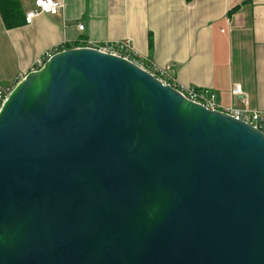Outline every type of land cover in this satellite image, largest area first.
Here are the masks:
<instances>
[{
    "label": "water",
    "instance_id": "obj_1",
    "mask_svg": "<svg viewBox=\"0 0 264 264\" xmlns=\"http://www.w3.org/2000/svg\"><path fill=\"white\" fill-rule=\"evenodd\" d=\"M0 264H264V134L123 58L53 53L0 106Z\"/></svg>",
    "mask_w": 264,
    "mask_h": 264
},
{
    "label": "crops",
    "instance_id": "obj_2",
    "mask_svg": "<svg viewBox=\"0 0 264 264\" xmlns=\"http://www.w3.org/2000/svg\"><path fill=\"white\" fill-rule=\"evenodd\" d=\"M55 14L5 28L0 16V89L35 62L81 46L130 40L149 65L170 66L177 83L208 90L222 109L264 111V0H58ZM23 14L33 0H19ZM83 24V30L77 26ZM239 87L241 95H233Z\"/></svg>",
    "mask_w": 264,
    "mask_h": 264
},
{
    "label": "built area",
    "instance_id": "obj_3",
    "mask_svg": "<svg viewBox=\"0 0 264 264\" xmlns=\"http://www.w3.org/2000/svg\"><path fill=\"white\" fill-rule=\"evenodd\" d=\"M33 4L34 9L25 14L24 21L26 25L31 24L33 19L39 14H55L63 7V4L58 0H33ZM77 28L81 31L83 30L84 25L79 24ZM76 48H90L132 62L150 73L163 85H169L173 87L187 100L202 105L206 109L221 111L237 120H242L264 134V111L251 110L246 106V99H243L242 101L244 104L242 108L222 109L221 106L217 103L216 96L208 90L199 89L194 86H185L177 83L176 79L173 76V70L170 66L162 67L155 64H147L146 59L139 56L135 51L130 40H117L105 42L102 44L94 43L91 41H83L81 46H77ZM51 55L52 54H45L42 57L38 58L35 62V69H33L32 71L41 69ZM10 91L11 89H0V104L3 103ZM232 94L241 95L242 93L240 91V88L236 86L232 89Z\"/></svg>",
    "mask_w": 264,
    "mask_h": 264
},
{
    "label": "trees",
    "instance_id": "obj_4",
    "mask_svg": "<svg viewBox=\"0 0 264 264\" xmlns=\"http://www.w3.org/2000/svg\"><path fill=\"white\" fill-rule=\"evenodd\" d=\"M189 2L190 0H186ZM0 16L5 28L12 29L25 24L19 0H0ZM75 45L73 47H77ZM70 49V46H67ZM1 106V104H0Z\"/></svg>",
    "mask_w": 264,
    "mask_h": 264
}]
</instances>
